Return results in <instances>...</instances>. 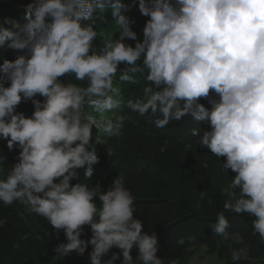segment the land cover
Returning <instances> with one entry per match:
<instances>
[{"label": "clouds", "instance_id": "obj_1", "mask_svg": "<svg viewBox=\"0 0 264 264\" xmlns=\"http://www.w3.org/2000/svg\"><path fill=\"white\" fill-rule=\"evenodd\" d=\"M24 8L25 23L6 17L0 24V48L22 51L0 64V139L9 151L20 149L17 163L0 167V202H19L63 230L67 243L55 248L62 257L83 256L91 244L90 264H115L116 252L102 260L113 247L122 250L121 264H165L156 233L134 218L135 197L123 173L107 191L70 181L85 166V177L93 176L94 127L107 139L120 138L134 114L157 128L190 115L209 125L202 135L191 130L196 145L225 157L223 169L235 173L221 189L226 199L212 228L229 249L230 264L247 261L250 247L239 231H228L224 211L254 217L253 234L264 241V0H139V12L150 17L142 42L122 0H31ZM109 8L115 27L105 36L93 14L103 18ZM68 74L81 83L59 79ZM136 74L147 82L144 98L125 101L120 85L136 83ZM29 100L31 116L16 111ZM85 225L88 240L81 238Z\"/></svg>", "mask_w": 264, "mask_h": 264}, {"label": "trees", "instance_id": "obj_2", "mask_svg": "<svg viewBox=\"0 0 264 264\" xmlns=\"http://www.w3.org/2000/svg\"><path fill=\"white\" fill-rule=\"evenodd\" d=\"M31 0H0V24L4 19H14L21 24L25 23L24 6ZM130 6L126 13L135 21L132 25L137 33V40H143V27L150 17L139 12V0H122ZM123 11V10H122ZM94 13L95 27L103 31L105 36L115 27V19L111 9L104 14ZM5 27H10L4 24ZM119 32L113 34L118 38ZM126 43L135 46L136 41L126 39ZM99 46V39L94 41ZM22 54L20 50H11L7 46L0 48V64L4 59L15 60ZM138 63H142L138 61ZM121 64L119 67L123 68ZM136 83H124L125 101L127 99H143L144 87L147 86L140 74H136ZM67 83L75 80L74 74L59 78ZM86 83V82H85ZM7 86V85H6ZM35 99L44 100L37 96ZM201 103L210 107L207 99L201 98ZM16 111L31 116L34 105L29 101H22ZM124 109V112H127ZM108 118L114 119V113H108ZM197 128L199 135L209 129L206 122L196 121L190 115L180 121H172L164 128H157L148 123L144 118L135 115L134 119L125 122L123 136L107 139L102 130L93 128V146L99 162L92 167L101 174L93 180L91 186L99 183L102 191L111 187L114 178L123 173L125 185L135 197L136 211L134 218L142 221L143 231L150 235L155 232L158 237L157 256L165 260L179 259L180 264H192V249L199 243L206 245L210 254L218 253L225 264H230V251L222 242V237L217 235L212 228L216 223V213L223 210L226 197L221 189L231 181L235 173L231 169L225 171L222 167L225 157H216L207 147L196 145L198 137L193 136L191 130ZM98 136L104 143L97 142ZM20 149L14 147L9 151L7 141L0 139V156L6 157L7 168L18 162ZM207 164V167L204 164ZM85 168L77 169L78 179L70 183H83ZM58 182V181H57ZM98 207L102 202L94 198ZM229 220V232L239 231L245 242L250 247V254L243 264H264V241L258 234H253L251 220L254 217L247 213L236 214L224 211ZM6 223L0 226V264H90L89 253L92 245L89 244L83 256L75 251L67 256H60L55 248L60 243H67L63 230L57 232L42 216L27 211L19 202L5 206L0 202V219ZM27 239H24V237ZM92 236L90 226L85 225L81 238L88 240ZM183 238V245L177 244ZM19 245L18 247L15 245ZM116 252L119 258L115 264H121L122 250L113 247L102 260L110 258ZM135 259L138 255L136 246L131 250ZM62 259V261L60 260Z\"/></svg>", "mask_w": 264, "mask_h": 264}, {"label": "rangeland", "instance_id": "obj_3", "mask_svg": "<svg viewBox=\"0 0 264 264\" xmlns=\"http://www.w3.org/2000/svg\"><path fill=\"white\" fill-rule=\"evenodd\" d=\"M94 169V168H93ZM98 174H101L99 170H94L93 176L91 178H86L84 176L83 183H86L90 186L93 180L97 177ZM193 256L191 258L192 264H225L224 260L219 256L218 253L210 254L207 251V247L204 244H197L193 249ZM62 261V259H60ZM65 264V263H61Z\"/></svg>", "mask_w": 264, "mask_h": 264}]
</instances>
